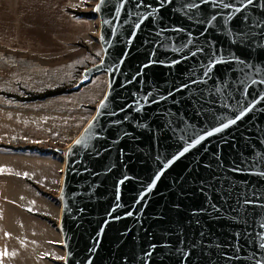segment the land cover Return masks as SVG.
<instances>
[{
	"label": "water",
	"instance_id": "water-1",
	"mask_svg": "<svg viewBox=\"0 0 264 264\" xmlns=\"http://www.w3.org/2000/svg\"><path fill=\"white\" fill-rule=\"evenodd\" d=\"M97 5L73 88L106 90L53 149L63 264H264V0Z\"/></svg>",
	"mask_w": 264,
	"mask_h": 264
},
{
	"label": "rangeland",
	"instance_id": "rangeland-1",
	"mask_svg": "<svg viewBox=\"0 0 264 264\" xmlns=\"http://www.w3.org/2000/svg\"><path fill=\"white\" fill-rule=\"evenodd\" d=\"M97 1L0 0V264H63L57 223L64 155L53 149L66 148L99 102L93 104L97 75L73 88L102 54ZM63 85L71 91L20 99ZM85 89L92 92L84 95L88 107L73 110L78 122L63 117L70 108L60 97L80 99Z\"/></svg>",
	"mask_w": 264,
	"mask_h": 264
},
{
	"label": "crops",
	"instance_id": "crops-1",
	"mask_svg": "<svg viewBox=\"0 0 264 264\" xmlns=\"http://www.w3.org/2000/svg\"><path fill=\"white\" fill-rule=\"evenodd\" d=\"M95 77H93L92 79H94ZM97 80L98 82L101 83V88H100V93L94 97V102L93 104H96L102 97L104 91H105V87H106V76L105 74L101 73L99 75H97ZM86 90V91H85ZM84 91H80V93H82V95H80V99L78 98L77 95L75 94H72V95H65V96H61L60 98H62V102L64 103V107L67 106L69 107L70 109H68L67 111H63V114L64 116L63 117H66L67 119H73L75 118L76 122H78V118H77V113L73 110H78L81 106H89L86 102V99L87 97L84 98V95L86 96H89L92 92L91 89H85ZM74 96H77L76 98H73ZM69 104V106H68ZM92 114L90 113V115L86 118V120L84 121V124L87 122V120L90 118ZM64 118V119H66ZM66 119V120H67ZM67 124V122H64ZM64 166V160L63 162L61 163V167L63 168ZM62 181V175L60 176V179H59V184L61 183ZM59 191V190H58Z\"/></svg>",
	"mask_w": 264,
	"mask_h": 264
},
{
	"label": "trees",
	"instance_id": "trees-1",
	"mask_svg": "<svg viewBox=\"0 0 264 264\" xmlns=\"http://www.w3.org/2000/svg\"><path fill=\"white\" fill-rule=\"evenodd\" d=\"M70 91H71V89L68 86L63 85V86H59V87H56L54 89L47 90V91L40 92V93H30V94L26 95V97H21L20 99H22V100H26V99L27 100L44 99V98H47V97L68 93ZM6 95L7 96H12V97L14 96L13 94H10V93H7ZM24 148L35 149L36 147L26 146Z\"/></svg>",
	"mask_w": 264,
	"mask_h": 264
},
{
	"label": "snow or ice",
	"instance_id": "snow-or-ice-1",
	"mask_svg": "<svg viewBox=\"0 0 264 264\" xmlns=\"http://www.w3.org/2000/svg\"><path fill=\"white\" fill-rule=\"evenodd\" d=\"M247 2H248V4H251V3L253 2V0H247ZM224 6L227 7L228 5H224ZM99 7H100V5H97V6H96V9H93V10H98ZM190 7H196V5H191ZM236 11H240V9L237 8ZM213 19H215V17H213ZM137 27H139V25H137ZM103 104H104V102L102 101V102H101V106H103ZM242 114H243V113H241V115H242ZM239 118H240L239 116L236 117V119H239ZM93 119H95V117H94ZM233 123H235V120H230V121H229V124H233ZM229 124H224V125H223V128H227V127L229 126ZM215 131H216V132H219V131H221V128H216ZM208 135H212V133L210 132V133H208ZM203 139H204V137L201 136L199 139L195 140L194 144H199L200 141L203 140ZM194 144H193V143L188 144L187 147H185V148L183 149V151L180 152L179 155H180V156H183L184 153L188 152L189 149H190L191 147H194ZM169 163H171V161H169ZM155 179L158 180V179H159V176H156ZM154 183H155V180L153 181V185H154ZM149 191H151V188H149ZM29 210H31V209H29ZM129 215H131V213H129ZM7 254H8V253H7V251L5 250L4 255H7Z\"/></svg>",
	"mask_w": 264,
	"mask_h": 264
},
{
	"label": "bare ground",
	"instance_id": "bare-ground-1",
	"mask_svg": "<svg viewBox=\"0 0 264 264\" xmlns=\"http://www.w3.org/2000/svg\"><path fill=\"white\" fill-rule=\"evenodd\" d=\"M63 168H64V166H63ZM59 212H60V208H59ZM60 214V213H59ZM59 218V217H58Z\"/></svg>",
	"mask_w": 264,
	"mask_h": 264
}]
</instances>
